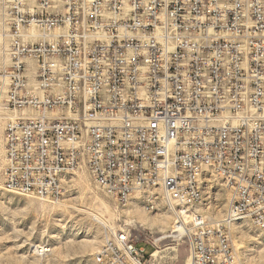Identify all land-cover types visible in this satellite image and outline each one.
Segmentation results:
<instances>
[{"label":"built area","instance_id":"obj_1","mask_svg":"<svg viewBox=\"0 0 264 264\" xmlns=\"http://www.w3.org/2000/svg\"><path fill=\"white\" fill-rule=\"evenodd\" d=\"M1 111L15 193L55 203L77 173L117 208L157 191L185 264H242L233 216L264 227V0H0ZM211 177L232 189L214 224L196 200ZM103 226L96 261L159 264L164 237L144 256Z\"/></svg>","mask_w":264,"mask_h":264},{"label":"rangeland","instance_id":"obj_2","mask_svg":"<svg viewBox=\"0 0 264 264\" xmlns=\"http://www.w3.org/2000/svg\"><path fill=\"white\" fill-rule=\"evenodd\" d=\"M3 128L0 120V264H102L93 255L103 241V224L127 233L137 247L145 248L144 256L152 250L142 241L164 237L158 244V263L185 264L187 243L169 238L175 235L171 234L174 215L157 191L135 196L127 206L117 208L84 173L65 177L64 194L55 203L5 191L1 186ZM205 183L200 212L214 224L225 217L228 193L213 177ZM147 198L152 204L148 205ZM233 224L230 236L242 264H264V228L257 230L249 221ZM37 247L50 252L37 257Z\"/></svg>","mask_w":264,"mask_h":264},{"label":"bare ground","instance_id":"obj_3","mask_svg":"<svg viewBox=\"0 0 264 264\" xmlns=\"http://www.w3.org/2000/svg\"><path fill=\"white\" fill-rule=\"evenodd\" d=\"M157 40H166V33H157ZM68 175L69 174H60V181H61V183H64V179ZM203 187H204L203 184H197V187H196V200H197V202H200V204H201L202 197H203ZM223 187H224L225 191H227V193H228L227 205H229V199H231V197H232V189L225 188V185L224 184H223ZM3 189L5 191L9 192V193L21 195V194L15 193V191H11V189H7V187H3ZM161 200H162V194H161ZM155 201H157V200H155ZM150 202H152V201L150 200ZM164 205L167 207V209L171 213L172 212L171 205H166V204H164ZM204 206H206V205H204ZM224 218H230V211H228V208H227V212H226ZM242 221H249V220H246V216L245 215H234L233 216V223L242 222ZM160 223L161 224L163 223L162 220H160ZM251 224L256 227V223H251ZM173 229H177V230H172V233H174L175 235L174 236H171V238L173 237V239H176V241H178L179 237H181V229H178V227H176V226H174ZM172 249H174V248H172ZM45 251L46 252H50V249L46 248Z\"/></svg>","mask_w":264,"mask_h":264},{"label":"trees","instance_id":"obj_4","mask_svg":"<svg viewBox=\"0 0 264 264\" xmlns=\"http://www.w3.org/2000/svg\"><path fill=\"white\" fill-rule=\"evenodd\" d=\"M151 253V252H150Z\"/></svg>","mask_w":264,"mask_h":264}]
</instances>
